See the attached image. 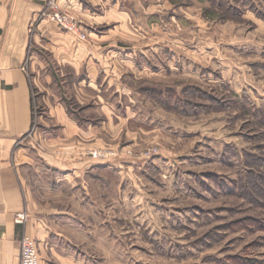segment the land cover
I'll return each mask as SVG.
<instances>
[{
  "label": "rangeland",
  "instance_id": "obj_1",
  "mask_svg": "<svg viewBox=\"0 0 264 264\" xmlns=\"http://www.w3.org/2000/svg\"><path fill=\"white\" fill-rule=\"evenodd\" d=\"M227 1L168 0L157 14L162 31L144 41L172 70L129 80L143 125L101 132L89 151L114 178L84 195L96 210H78L92 222L74 247L83 264H264V0Z\"/></svg>",
  "mask_w": 264,
  "mask_h": 264
},
{
  "label": "crops",
  "instance_id": "obj_2",
  "mask_svg": "<svg viewBox=\"0 0 264 264\" xmlns=\"http://www.w3.org/2000/svg\"><path fill=\"white\" fill-rule=\"evenodd\" d=\"M167 1L56 0L80 22V40L39 17L47 0H0V264H19L23 236L35 241L39 264H83L74 247L89 234L78 210H96L84 195L114 178L111 162L89 151L106 144L101 132L143 125V89L129 80L172 70L161 42L144 41L162 31ZM70 98L95 116H79ZM53 197L74 201L78 214L50 205ZM19 212L25 224L15 222Z\"/></svg>",
  "mask_w": 264,
  "mask_h": 264
},
{
  "label": "built area",
  "instance_id": "obj_3",
  "mask_svg": "<svg viewBox=\"0 0 264 264\" xmlns=\"http://www.w3.org/2000/svg\"><path fill=\"white\" fill-rule=\"evenodd\" d=\"M41 18L55 23L62 30L77 36L80 40L86 38L85 33L80 29L78 20L68 11L59 8L55 0H51L47 9L42 12ZM91 158L98 160L102 157L95 151L91 152ZM27 221V214L19 212L15 215V222L18 224H25ZM19 264H39V257L36 243L28 236H23L19 245Z\"/></svg>",
  "mask_w": 264,
  "mask_h": 264
},
{
  "label": "trees",
  "instance_id": "obj_4",
  "mask_svg": "<svg viewBox=\"0 0 264 264\" xmlns=\"http://www.w3.org/2000/svg\"><path fill=\"white\" fill-rule=\"evenodd\" d=\"M212 4H216L217 2L215 0H211ZM217 4H219V6L221 7H224L226 10H232L234 7H232L227 0H224V1H220L218 2ZM228 7V8H227ZM257 15H259V13L257 12ZM222 19L225 18V16L222 14L221 17ZM161 90L160 89H157L156 93L157 95L159 94ZM172 92V91H171ZM173 95L177 97L176 95V91H174L173 89ZM203 95V94H202ZM203 97H208L207 95H204ZM241 109H243V107H241L240 105H238Z\"/></svg>",
  "mask_w": 264,
  "mask_h": 264
}]
</instances>
